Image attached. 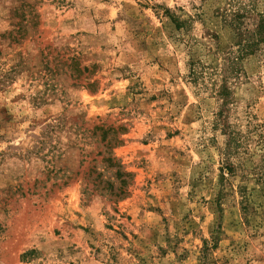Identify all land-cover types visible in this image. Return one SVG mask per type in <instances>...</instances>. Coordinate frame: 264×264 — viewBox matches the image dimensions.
Returning <instances> with one entry per match:
<instances>
[{
  "label": "rangeland",
  "instance_id": "rangeland-1",
  "mask_svg": "<svg viewBox=\"0 0 264 264\" xmlns=\"http://www.w3.org/2000/svg\"><path fill=\"white\" fill-rule=\"evenodd\" d=\"M263 22L0 0V264H264V41L233 61Z\"/></svg>",
  "mask_w": 264,
  "mask_h": 264
},
{
  "label": "trees",
  "instance_id": "trees-1",
  "mask_svg": "<svg viewBox=\"0 0 264 264\" xmlns=\"http://www.w3.org/2000/svg\"><path fill=\"white\" fill-rule=\"evenodd\" d=\"M236 33L239 32L240 41L238 43L237 55L233 57V61H240L246 55L253 53L256 47L264 41V22L257 25L254 30L243 29L240 25H235ZM237 71V70H235Z\"/></svg>",
  "mask_w": 264,
  "mask_h": 264
}]
</instances>
